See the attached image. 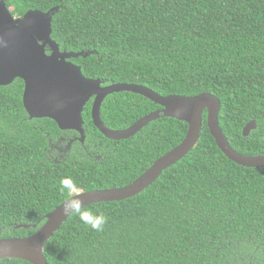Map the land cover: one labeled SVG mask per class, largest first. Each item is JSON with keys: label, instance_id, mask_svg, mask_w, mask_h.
I'll use <instances>...</instances> for the list:
<instances>
[{"label": "trees", "instance_id": "1", "mask_svg": "<svg viewBox=\"0 0 264 264\" xmlns=\"http://www.w3.org/2000/svg\"><path fill=\"white\" fill-rule=\"evenodd\" d=\"M0 1L17 18L49 12L60 50L87 54L71 59L86 79L161 96L212 94L231 148L264 155V0ZM23 88L21 79L0 86V239L33 235L76 193L132 183L188 128L160 116L115 141L84 114V143L75 136L69 143L72 136L52 120L28 118ZM160 109L140 95L114 93L100 118L126 129ZM251 121L256 129L244 137ZM63 178L76 190L63 189ZM81 211L102 214V230L71 214L43 248L48 264H264V167L229 161L209 134L206 112L195 147L156 182L132 198Z\"/></svg>", "mask_w": 264, "mask_h": 264}, {"label": "water", "instance_id": "2", "mask_svg": "<svg viewBox=\"0 0 264 264\" xmlns=\"http://www.w3.org/2000/svg\"><path fill=\"white\" fill-rule=\"evenodd\" d=\"M51 23L49 12H27L14 19L9 8L0 1V86L11 85L15 79L23 81L22 104L29 119L47 118L60 130L82 133V108L94 98L91 113L93 125L109 140L129 139L160 116L184 122L188 128L179 145L154 161L132 183L122 188L76 193L47 214L46 222L33 235L0 239V260L16 259L30 264H48L43 248L70 216L64 215L66 202L78 197L83 200V207H86L123 201L140 194L156 182L163 171L176 164L195 147L200 136L204 111L209 134L229 161L245 168L264 167V155L245 156L231 148L219 126L221 104L218 98L210 93L193 97L161 96L139 85L102 86L100 80L86 79L81 68L69 60L85 58L87 54L60 50L58 44L51 39ZM121 92L140 95L161 107V110L147 114L124 130H109L100 118V107L108 95ZM255 129L256 124L251 121L244 126L242 135L247 137ZM83 139L84 136H80L79 140Z\"/></svg>", "mask_w": 264, "mask_h": 264}, {"label": "clouds", "instance_id": "3", "mask_svg": "<svg viewBox=\"0 0 264 264\" xmlns=\"http://www.w3.org/2000/svg\"><path fill=\"white\" fill-rule=\"evenodd\" d=\"M60 183L62 188L69 190V192L76 190L75 183L71 178H63ZM83 204V200L79 199L78 197L72 198L65 204L64 215L68 216L73 213L78 214L79 219L84 224L88 225L94 230H102L104 224L106 223V218L102 214L93 215L91 212L81 211Z\"/></svg>", "mask_w": 264, "mask_h": 264}, {"label": "flooded vegetation", "instance_id": "4", "mask_svg": "<svg viewBox=\"0 0 264 264\" xmlns=\"http://www.w3.org/2000/svg\"><path fill=\"white\" fill-rule=\"evenodd\" d=\"M46 52L47 53H49V50L48 49H46ZM70 62H71V60H69ZM72 64H74L73 62H71ZM74 65H76V64H74ZM76 66H78V65H76ZM112 95V94H111ZM108 96H110V95H108ZM107 96V97H108ZM106 97V98H107ZM105 98V99H106ZM104 99V100H105ZM93 101H94V98L93 99H90L84 106H83V108H82V113H81V115H82V133H79V132H77V131H75V130H61V131H67L69 134H68V136H72V138H70L69 139V143H70V141H73V137L75 136V140H79V138H80V136H86V134H85V131H86V126H85V122H84V120H83V115L85 114V116H87L88 115V117L89 118H91V122H92V117H91V113H92V105H93ZM104 102V101H103ZM102 102V103H103ZM102 105V104H101ZM100 110H101V107H100ZM93 123V122H92ZM105 125V124H104ZM106 126V125H105ZM107 127V129H109V130H112V131H117V130H124V129H111V128H109L108 126H106ZM103 135V134H102ZM104 136V135H103ZM135 136V135H134ZM84 140H85V138L82 140V141H78V142H80L81 144H83L84 143ZM88 145H90V143H88Z\"/></svg>", "mask_w": 264, "mask_h": 264}, {"label": "rangeland", "instance_id": "5", "mask_svg": "<svg viewBox=\"0 0 264 264\" xmlns=\"http://www.w3.org/2000/svg\"><path fill=\"white\" fill-rule=\"evenodd\" d=\"M9 11L11 12L12 9H9ZM14 19H18V18L15 16ZM155 105H156V104H155ZM157 106H158V105H157ZM160 108H161V107H160ZM160 110H161V109H160ZM204 112H206V111H204ZM204 112H203V113H204ZM202 115H203V114H202ZM148 124H149V123H148ZM148 124H147V125H148ZM130 126H131V125H130ZM130 126H129V127H130ZM143 128H144V127H143ZM143 128H142V129H143ZM139 132H140V131H139Z\"/></svg>", "mask_w": 264, "mask_h": 264}]
</instances>
